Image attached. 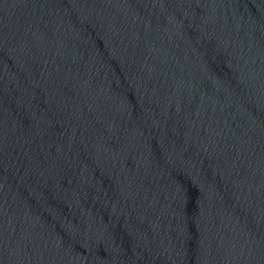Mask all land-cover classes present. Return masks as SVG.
<instances>
[{
  "label": "water",
  "instance_id": "95a60500",
  "mask_svg": "<svg viewBox=\"0 0 264 264\" xmlns=\"http://www.w3.org/2000/svg\"><path fill=\"white\" fill-rule=\"evenodd\" d=\"M0 264H264V0H0Z\"/></svg>",
  "mask_w": 264,
  "mask_h": 264
}]
</instances>
